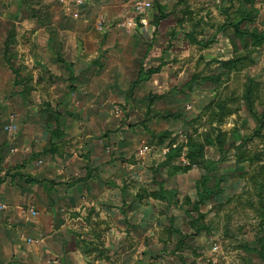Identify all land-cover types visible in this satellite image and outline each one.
Returning <instances> with one entry per match:
<instances>
[{"label":"rangeland","instance_id":"1","mask_svg":"<svg viewBox=\"0 0 264 264\" xmlns=\"http://www.w3.org/2000/svg\"><path fill=\"white\" fill-rule=\"evenodd\" d=\"M149 1L110 20L97 12L101 28L68 22L80 42L66 44L65 62L78 70L72 79L31 74L12 56L23 67L15 91L0 93V183L32 182L14 157L65 167L78 145L69 134L82 130L96 141L92 155L76 158L92 186L85 199L104 195L107 180L131 193L102 205L106 217L92 207L78 220H53L63 229L51 237L70 264H264V41L251 36L264 39V0H175L186 9L162 23L158 0ZM136 2H148L151 15L132 12ZM83 34L92 38L86 46ZM231 60L229 71L221 68ZM43 82L55 95L67 91L68 103L37 90Z\"/></svg>","mask_w":264,"mask_h":264},{"label":"crops","instance_id":"2","mask_svg":"<svg viewBox=\"0 0 264 264\" xmlns=\"http://www.w3.org/2000/svg\"><path fill=\"white\" fill-rule=\"evenodd\" d=\"M134 1L0 0V93L15 91V75L20 74V69L23 67L20 63L21 60L31 74L45 75L46 77L57 76V78L61 76V80L65 77L72 79L73 75H77L78 70L74 65V70L71 71L72 65L69 66L65 62L68 57L66 44L69 41L76 43L78 41L69 36L68 22H74L75 25L83 27L101 28L102 23L98 22L100 16L98 14H104L110 20L114 11H117V14L121 16L127 9H130L131 2L134 3ZM158 2L155 9L160 23L164 18L167 19L169 11L177 8L180 12L186 9H183L182 5H177L175 0H158ZM151 5L153 6V4ZM132 6L134 7L133 4ZM132 10L135 12L134 8ZM150 11L151 8L147 9V14H150ZM125 16L128 19L122 24L127 26L130 21L133 24L134 18H129L127 14ZM150 22L146 21L144 28L148 25L153 31L154 27L149 24ZM127 28L130 29L132 26H127ZM91 39L89 34H83L79 41L86 46L91 43ZM8 44H10L9 48L12 49V52L8 51ZM13 55L17 56V59L20 60L19 63L12 57ZM85 55L84 51L73 53L72 62L75 63L81 57L85 58ZM88 57L95 59V54L92 53ZM8 58H12L11 64L8 62ZM92 64L93 62L90 60L86 65H83V71L90 69ZM47 82H49V78L46 79L45 83ZM43 84L44 82L42 85L39 83L40 86L37 90L45 89L50 92L52 94L50 99L60 105L68 103L67 91L55 95L54 84L48 83L47 86L45 84V87L40 88ZM86 89L82 86L76 87V91ZM44 133L46 141L42 144L41 149L47 150L49 148V133L45 131ZM80 134H82V130L69 134V137L74 139L73 142L78 145L69 148L68 153L73 157L66 162L65 167H57L60 169L50 165L51 162L48 159L44 160L45 163L42 166V162L39 160L34 163L30 162L29 156L13 158V160L20 161V165L28 164L21 169V172L28 175L32 182L27 184L17 182L19 184L17 185L11 178H6L0 183V264H49L50 262L53 264L54 261H56L54 264H70L71 256L61 239L54 240L51 237L63 229V227L53 224V220L62 216L65 220L73 218L78 220L86 216V208L92 207L96 212H99L101 217L104 214L106 217L107 213L104 212L102 205L116 204L118 196L121 200L123 196L127 197V193H131L125 191L123 194L121 190L111 188V186L117 187V185L110 186L107 180L108 185L100 184V188L105 190L100 193H104V195L101 196L96 191L94 192L96 200L95 198L91 201L85 199L86 188L89 186L92 190V186L90 183L87 184V179L82 175L84 171L81 165L84 164L78 163L81 159L76 160V158L80 152L92 155L94 152L92 146L96 141L93 140L90 143L89 136L84 139V136ZM14 142L12 140L10 144L14 146ZM85 143L91 144V147ZM3 167L5 164L1 162L0 169ZM112 169L115 168L112 167ZM56 177L59 179L55 180ZM1 205H6V209H2ZM30 208L37 211V217L31 214ZM61 246H64L63 251ZM53 255L57 257H53ZM76 263L84 264V261L77 258Z\"/></svg>","mask_w":264,"mask_h":264},{"label":"trees","instance_id":"3","mask_svg":"<svg viewBox=\"0 0 264 264\" xmlns=\"http://www.w3.org/2000/svg\"><path fill=\"white\" fill-rule=\"evenodd\" d=\"M234 27L236 28V32H237L238 34H242L241 32H239V30H238V28H237V25H235ZM251 36H252V39L254 40V43H255V44L262 43V42L264 41V39L261 37V35L256 34V33H254V32H251ZM239 61H240V60H237V61H236L237 65H238V62H239ZM241 61H242V60H241ZM234 63H235V62H234L233 60L228 61V62H224V63L221 64V68L224 67L227 71H229V69L232 68V66H233ZM247 92H250L249 88L247 89L246 93H247ZM246 97H247V94H246Z\"/></svg>","mask_w":264,"mask_h":264},{"label":"built area","instance_id":"4","mask_svg":"<svg viewBox=\"0 0 264 264\" xmlns=\"http://www.w3.org/2000/svg\"><path fill=\"white\" fill-rule=\"evenodd\" d=\"M149 6H150V4L148 2H136L134 4L135 11H137V12H143ZM128 26H132V21L128 22Z\"/></svg>","mask_w":264,"mask_h":264}]
</instances>
